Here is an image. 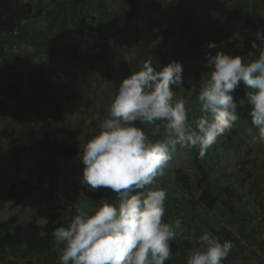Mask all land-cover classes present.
I'll list each match as a JSON object with an SVG mask.
<instances>
[{"label":"rangeland","instance_id":"rangeland-1","mask_svg":"<svg viewBox=\"0 0 264 264\" xmlns=\"http://www.w3.org/2000/svg\"><path fill=\"white\" fill-rule=\"evenodd\" d=\"M27 1L38 6L39 16L25 22L23 33L11 36L9 39L11 44L4 47L6 57L20 64L24 73V80L20 86L25 91L18 96L10 97L5 88L16 93L17 82L13 80L0 86V130L5 125L21 127L35 125L34 103L46 91L47 81L53 89V97L68 108L62 122L59 123L65 129L61 138L63 141H69V136H72L80 148L86 144L85 135H90L88 140H91L100 132L99 125L107 116L111 98L115 95L121 80L131 72L138 71L146 60L156 64L157 70L172 61L182 64L183 86L173 90L176 99L185 100L189 119L192 121L194 112L190 105L194 101V94L198 92V97L203 79L211 71L207 65L208 43L215 41L218 47L225 42L222 36L228 32L231 20L237 15L236 10L239 11L237 16L240 20H244L246 15L253 16L256 12L264 14V0H246V5L243 4V0H229L227 3L213 0L209 10L205 4L199 3L198 6L194 4L203 14L201 34H195L190 25L183 34L182 23L188 16L185 8L181 11L178 7L182 6V0H177L176 3L161 0L157 5H151V0H144L146 28L157 31L172 27L174 34L161 38L150 53L143 54L132 29L129 7L124 6L121 0H105L106 6L101 11H94L102 18V24L105 26L103 28L95 27L91 23L86 16L85 8L81 9V15L76 18L80 21L78 26L69 17L61 15L56 0ZM238 5L239 8L236 9ZM216 31L220 33L215 34ZM236 33L240 35L243 43H250L253 39L252 29L240 30L237 27ZM5 41L6 38L0 34V48L4 46ZM68 54L77 58L69 59ZM195 105L196 109L197 106L200 107L198 99ZM237 105L241 119L231 131L218 137L216 152L208 149L216 161H210L206 153L203 163L205 167L215 168L214 176L219 186H231L237 192L242 200L238 203L237 210L247 211L248 220L253 225L254 221H258L256 223L259 224L257 226L260 232L255 234V237L258 241H264V142H259L256 138L258 132L252 127L248 115L250 108L240 107L239 102ZM54 111L50 97L45 101L41 115L51 116ZM157 124L158 121L147 125L152 130ZM232 131L236 132L234 139L230 138V133L233 135ZM150 138L153 139L152 134ZM171 156L165 174L156 178L155 183L174 187L176 174L182 172L188 177L192 188L194 187L190 199L195 202L198 195V176L190 149L177 145ZM0 159H2L0 220H12L17 223H29L34 220L45 222L53 213L68 219L72 210L78 209L82 204L90 207L80 190V186L84 184L81 180L82 168L63 164L64 171L60 174L55 187H50L48 183L39 181L32 163L23 162L22 172L18 173L12 152L7 147H4ZM244 170L250 172V177ZM23 188H27V197L17 201L13 195ZM248 209L253 210V213ZM201 213L213 220L214 230L219 233L216 236L221 243L222 240H227L224 229L238 238V243H233L234 248L223 261L224 264H244L245 260H252L253 254L250 251H253V248L262 252L260 246L251 245L242 237L240 229L243 230V227L234 219L231 212L217 210ZM168 223L174 222L168 220ZM248 228L245 227L243 232H249ZM205 229L204 233L215 235L209 228ZM177 231L180 234L170 242L172 256L170 261H165L167 264H181L176 260L177 258L181 260L182 250L187 251L188 257L190 251L202 247L199 241L201 235L191 227L183 223L182 228ZM182 242L186 243L185 247H182ZM259 251V260L264 264L262 253ZM12 259L16 260L15 257ZM52 264H59L58 259Z\"/></svg>","mask_w":264,"mask_h":264},{"label":"clouds","instance_id":"clouds-1","mask_svg":"<svg viewBox=\"0 0 264 264\" xmlns=\"http://www.w3.org/2000/svg\"><path fill=\"white\" fill-rule=\"evenodd\" d=\"M250 40L259 49L254 59L217 51L207 53L211 71L198 94L202 115L193 122L183 98L174 88L183 86V66L172 61L157 70L151 60L142 63L119 83L111 98L100 132L84 144L81 180L91 189H110L115 203L101 200L97 206L81 205L67 226L52 235L58 246L59 264H165L170 242L180 234L182 221L165 222L167 191L153 187L170 165L176 146L198 148L204 158L218 137L231 131L241 119L233 93L243 83L248 91L240 107L251 106L248 115L264 142V29ZM209 49L216 48L209 42ZM251 53L250 55H252ZM162 139L153 140L136 126L155 124ZM163 129L162 133L160 129ZM252 129L250 128L249 131ZM201 248L190 251L186 264H223L234 248L212 233L199 237Z\"/></svg>","mask_w":264,"mask_h":264},{"label":"trees","instance_id":"trees-1","mask_svg":"<svg viewBox=\"0 0 264 264\" xmlns=\"http://www.w3.org/2000/svg\"><path fill=\"white\" fill-rule=\"evenodd\" d=\"M60 6V13L63 16L69 17L75 25L80 24L77 17L81 15L82 10L86 9V16L89 17L91 23L100 28L105 27L102 24V18L95 12L101 11L106 6L105 0H56ZM144 0H121L124 6L129 7V17L132 20V29L135 32L137 41H139L143 54L151 52L152 48L161 38H167L174 34L172 27H167L162 30H149L145 26V13H144ZM161 0H151V5H157ZM168 3H176L177 0H163ZM211 1L213 0H182V6H178L182 11L185 8L187 14V20L182 23V33L188 29V25L195 31V34H201L200 26L203 20V14L195 6L205 4L207 10L211 7ZM217 1V0H216ZM241 1V0H240ZM218 2L227 3L229 0H218ZM243 4L246 5L247 1L243 0ZM187 7V10H186ZM239 5L236 6V9ZM81 11H80V10ZM79 10V11H78ZM40 10L36 4L27 0H0V34L6 38L4 46L0 48V86L6 83H11L13 80L17 82L15 89L16 93L8 91L5 88V92L10 97L18 96L22 94L25 89L20 86V83L24 80V73L20 68V64L10 61L5 55V48L11 44L9 40L14 34L23 33L24 23L30 21L33 18L39 16ZM236 14L239 11L236 10ZM235 16L229 25L228 32H226L222 38L225 42L219 44L218 47L209 49L213 55L217 51H223L230 55H240L242 60L254 59L255 55L259 54V49H253L251 43H243L242 38L236 33V29H252L255 33L258 29H264V14L256 12L255 15H246L244 20H240L238 16ZM179 18V14H177ZM64 21L67 26L66 18ZM204 33V32H203ZM220 33L216 31L215 34ZM183 37V35H181ZM252 38H254L252 36ZM214 40V39H213ZM215 42V41H214ZM176 50V47L174 48ZM184 54L186 53L183 52ZM253 53L252 55H250ZM175 54H179L175 52ZM69 59L77 58L74 55L68 54ZM46 91L43 92L34 103V115L35 125L32 127H21L18 125H5L0 130V154L4 151V147L10 149L12 152V159L14 160L16 171L22 172L23 162L32 163L37 171L38 179L41 183H48L50 187H55L60 174L64 171L63 164L75 166L83 169L81 163L82 149L76 143V141L69 136V141H63L61 134L65 131L63 127L59 125L64 118L65 112L68 108L61 104L53 97V89L49 82L46 81ZM248 91H256L241 83V86L233 93L235 101L239 102L245 97ZM197 93L194 94V101L190 105V108L194 112L192 122L198 119L202 113L199 111L196 100ZM51 97V102L55 108L54 113L51 116H42L41 111L44 108L45 101ZM251 108L250 105H248ZM162 122L158 121V124ZM138 127L142 128L147 135L152 134L153 140L162 139V135L154 133L153 129L147 124H140L137 122ZM163 129H160L162 133ZM230 138H236V132L232 131ZM235 135V136H234ZM90 135H85V143L89 140ZM217 144H213L210 149L216 152ZM194 167L196 168L198 180V195L196 201L192 202L191 195L193 194L192 185L189 183L188 177L182 172L176 174L174 179V187H169L164 184L155 183L153 187L164 188L167 191V198L165 201V208L167 216L164 218L165 222L168 220L174 222L179 218L186 226L191 227L197 232L198 235H203L206 231L205 227L212 230L216 235L219 233L214 230V222L209 217H204L202 211L213 212L217 210H223L231 212L236 221L244 228H248L249 232H243L240 229L242 237L246 238L251 245L257 244L262 249V255L264 256V241H258L255 234H259L260 229L257 225H253L248 220L247 211L237 210L238 203L241 202L240 196L233 189V187H221L217 178L214 176L215 168L205 167L203 158L199 157V149H190ZM207 157L210 161H216V159L207 151ZM2 159H0V165ZM216 163V162H215ZM247 176L250 177V172L244 170ZM16 179L13 180L15 185ZM73 184V183H71ZM14 189V187L12 188ZM80 190L83 195V199L86 200L90 207H95L104 199H107L111 203L117 202V194L113 193L110 189L100 188L97 190L91 189L88 185L83 184L80 186ZM27 188H23L20 191L14 193L13 197L17 201H21L27 197ZM114 195V196H113ZM182 196V198H179ZM169 208V209H168ZM253 213L251 209H248ZM182 214H179V213ZM77 214V209L72 210L71 217L63 219L59 214H51L45 222L34 220L29 223H17L12 220H0V264H52L59 257L58 246H55V240L52 235L53 231L60 226H67L70 220ZM184 221V222H183ZM225 238L232 241V243H238V238L232 235V232L223 230ZM225 241V240H222ZM186 246L185 242H182V247ZM253 255L255 251H250ZM181 260L177 258L176 261L181 264H186L187 251L182 250ZM260 255L257 252L255 259L245 262L244 264H251L253 260L260 259ZM15 257L14 261L12 258ZM228 261V260H227ZM230 262V261H228ZM165 264H167L165 262ZM224 264V263H223ZM226 264V263H225Z\"/></svg>","mask_w":264,"mask_h":264},{"label":"built area","instance_id":"built-area-1","mask_svg":"<svg viewBox=\"0 0 264 264\" xmlns=\"http://www.w3.org/2000/svg\"><path fill=\"white\" fill-rule=\"evenodd\" d=\"M157 125L155 126V130L153 131L154 133H156V127H157ZM256 222H258V221H256ZM256 222L254 221V225H259ZM251 264H262V263H261L260 260H253Z\"/></svg>","mask_w":264,"mask_h":264},{"label":"crops","instance_id":"crops-1","mask_svg":"<svg viewBox=\"0 0 264 264\" xmlns=\"http://www.w3.org/2000/svg\"><path fill=\"white\" fill-rule=\"evenodd\" d=\"M253 251H255V254L253 255V259L254 258H256V256H257V252L259 251V250H256V249H254L253 248ZM259 252H261V251H259ZM262 253V252H261ZM262 255V254H261ZM259 260V259H258ZM247 261H250V259L249 260H247ZM246 260H245V262H247ZM262 261H264V257H263V255H262Z\"/></svg>","mask_w":264,"mask_h":264}]
</instances>
